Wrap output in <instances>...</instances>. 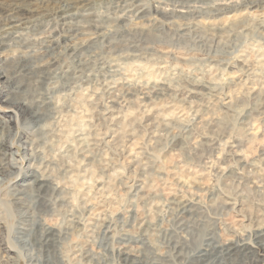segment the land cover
<instances>
[{
	"label": "bare ground",
	"instance_id": "6f19581e",
	"mask_svg": "<svg viewBox=\"0 0 264 264\" xmlns=\"http://www.w3.org/2000/svg\"><path fill=\"white\" fill-rule=\"evenodd\" d=\"M141 1L0 0V264H264V0Z\"/></svg>",
	"mask_w": 264,
	"mask_h": 264
},
{
	"label": "rangeland",
	"instance_id": "374dc122",
	"mask_svg": "<svg viewBox=\"0 0 264 264\" xmlns=\"http://www.w3.org/2000/svg\"><path fill=\"white\" fill-rule=\"evenodd\" d=\"M90 1H91L92 8L95 7L97 14H99L103 17H107V16L113 17L115 15L112 13H111L112 15L111 14L106 15L107 8L112 6V4L108 3V0H90ZM148 1H150V0H146V1L143 0L141 2L143 4H147ZM263 13H264V11H263ZM50 23H49V21L43 22L41 24V27H43L42 29L47 30L48 27L46 25L50 24ZM3 81H4V79L0 76V93L1 92H8L7 87L3 86ZM0 115H2L3 117H7V118L11 117L10 115H12V111H11L10 107L7 106L6 104H3L2 101H0ZM24 131L25 130L22 129L21 125L18 126V128L16 125L14 126V132H15V134L17 133V135L15 136L16 137L15 138V147L13 148V152H16L17 150H19V152H21V154H22L23 149H22V147H20V145H18V143L20 144V142H22L21 139L22 140L24 139V138H22L24 136L23 134L25 133ZM16 157H18V156H16ZM4 181H5V183L2 184V186L0 187V203L2 205L1 207L4 210L3 214L5 217V228H3L1 230V232H3V234L2 233H0V234L4 235V237H7V236L13 235L14 228L16 225H18V222H17L16 213L13 210V207L9 206V202H8L9 199L7 196H5L7 191L9 189H11L10 185H13L14 179L13 180L5 179ZM20 257H22V259L19 258L17 261V264H29V261L24 259L22 255ZM11 263H13V262H11Z\"/></svg>",
	"mask_w": 264,
	"mask_h": 264
}]
</instances>
